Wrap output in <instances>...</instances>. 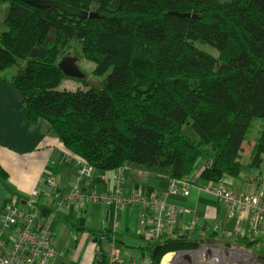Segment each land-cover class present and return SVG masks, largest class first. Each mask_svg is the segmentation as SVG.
I'll return each mask as SVG.
<instances>
[{
  "label": "trees",
  "instance_id": "16d2710c",
  "mask_svg": "<svg viewBox=\"0 0 264 264\" xmlns=\"http://www.w3.org/2000/svg\"><path fill=\"white\" fill-rule=\"evenodd\" d=\"M51 1L98 16L79 18L24 0H0L8 4L0 22V74L16 67L0 79L23 98L27 121H46L69 155L99 171L130 167L175 180L203 159L199 178L214 183L260 167L264 0ZM74 39L94 76L108 74L98 86H85L83 76L77 79L83 88L59 90L68 77L58 63ZM257 119L261 131L243 166L239 152ZM7 177L0 165V180ZM47 216L40 210L38 223ZM196 243L189 236L167 237L156 255L150 245L141 254L150 253L152 264H159L165 253ZM255 255L264 260V249ZM94 260L110 262L100 249Z\"/></svg>",
  "mask_w": 264,
  "mask_h": 264
},
{
  "label": "crops",
  "instance_id": "0c3cea01",
  "mask_svg": "<svg viewBox=\"0 0 264 264\" xmlns=\"http://www.w3.org/2000/svg\"><path fill=\"white\" fill-rule=\"evenodd\" d=\"M4 4L7 3L0 5V22L8 10ZM2 73L0 75L3 78L10 76ZM261 126L262 122L257 120L248 130L253 128L254 134L252 143L249 142L247 160L241 162L243 166L248 163ZM241 151L242 146L239 158ZM260 158L262 162L259 168H243L237 178L223 175L221 182L235 193H257L261 189L259 176L263 170L264 151ZM80 164L81 161L69 155L60 140L50 133L46 121L39 119L34 124L27 121L23 98L11 84L0 79V165L8 173L6 180H0V211L9 203L24 205L29 201L32 191L41 187L40 182L52 179L56 185L53 193L40 195L34 211H37L38 216L42 209L48 212L45 221L50 222L55 250L53 259L63 258L59 264H94L99 249L109 257L144 264L147 257L142 256L141 248L150 242L147 236L138 233L144 205L128 202V197L134 194L144 199L153 195L174 208L187 210L184 214L180 212L178 226H184L192 216L204 219L202 227L190 236L193 239H205L210 234L207 227L213 219H218L222 221V226L216 240L226 246L234 247V243H237L239 248H250L247 238L243 242L244 238L235 232L234 220L225 221L224 203L200 189L202 181H195L189 194L182 196L168 193V178L157 174L130 167L113 171L92 169L77 184L78 194L94 191L98 196L115 197L111 204L107 205L101 200L86 201L80 197L67 201ZM118 174L121 177L119 183ZM254 188L255 192H249L250 189L254 191ZM231 228H234V233L226 232ZM96 236L98 240H95ZM169 257L167 253L162 255L159 264H164ZM66 260L68 263H64Z\"/></svg>",
  "mask_w": 264,
  "mask_h": 264
},
{
  "label": "built area",
  "instance_id": "2783aa9c",
  "mask_svg": "<svg viewBox=\"0 0 264 264\" xmlns=\"http://www.w3.org/2000/svg\"><path fill=\"white\" fill-rule=\"evenodd\" d=\"M74 179V184L67 201L80 197L86 201L101 200L110 205L115 197L98 196L96 192L85 195L78 194V183L82 177L88 175L92 168L81 162ZM204 163L198 161L193 171L182 180L168 178L167 191L170 194L187 196L195 181H201L199 174ZM263 170L259 176L260 190L257 193H235L224 183L202 181L200 189L210 193L226 206L225 221L235 222V232L250 242V248H234L220 243L218 232L222 221L213 219L207 229L209 235L205 239H197L193 248L167 252L170 256L164 264H264V260L256 257L264 249V161ZM121 180L118 174L117 183ZM40 188H35L30 194L29 201L23 204L9 203L0 211V264H49L55 250L52 244L50 222L39 224L37 211L34 205L40 195H51L56 187L52 179L40 182ZM118 193L119 190L117 189ZM113 199V200H112ZM129 203H142L144 210L139 221L138 233L147 236L151 247L159 245L167 237L192 234L202 227L204 219L192 216L184 226L177 225L178 218L187 210H180L168 205L165 200L156 196L140 197L134 194L128 197ZM181 212V214H180ZM180 220V219H179ZM205 221H208L205 219ZM217 233V236L214 235ZM244 245V244H243ZM245 246V245H244ZM152 264L150 253L145 255ZM109 264H136L133 260H118L115 256L109 257Z\"/></svg>",
  "mask_w": 264,
  "mask_h": 264
},
{
  "label": "rangeland",
  "instance_id": "374dc122",
  "mask_svg": "<svg viewBox=\"0 0 264 264\" xmlns=\"http://www.w3.org/2000/svg\"><path fill=\"white\" fill-rule=\"evenodd\" d=\"M1 5V4H0ZM4 7L5 9L8 8V4H4ZM4 10V9H3ZM71 48L69 50H67V54H69L70 56H73L75 58H78L76 60V63L80 69V71L84 74L85 76V81H86V84L85 86H98L100 82H102L108 73H105L104 75L102 76H94L92 70H93V64L83 58H80L79 54H80V43L77 39H74L71 43ZM197 46H199L200 48H202L203 50L209 52L210 54H214L216 53V50L214 47L210 46L209 44L207 43H204V42H197L196 43ZM16 70V67H11L7 70H5V72H3L2 74L4 75H11L13 72H15ZM78 87H81L83 88V85L80 83V81H78L77 79L75 78H65L61 81L60 85L57 87V89L59 90H76ZM85 89V88H84ZM259 120V119H257ZM261 121V120H259ZM253 123H251V125L253 126ZM248 135H247V138L244 140L243 142V145H242V151H241V156L239 158L240 162L242 163H245L246 160H247V156H248V151L250 149V143H252V138H253V128L252 130L248 131L247 132ZM258 138V137H257ZM256 138V139H257ZM255 139V140H256ZM250 142V143H249ZM201 161V160H199ZM162 176V175H160ZM162 177H165V176H162ZM167 178V177H165ZM256 189L254 188V191L252 189H250L249 192H255ZM229 231H232L234 233V228L232 229H227L226 232H229ZM234 247H232V249H234L235 247H239L237 243H234ZM63 262V258H58V260L56 259H52L50 261L49 264H59L60 262ZM148 262V259L146 258L145 259V263ZM64 263H68V260H66ZM143 264V263H142Z\"/></svg>",
  "mask_w": 264,
  "mask_h": 264
},
{
  "label": "water",
  "instance_id": "95a60500",
  "mask_svg": "<svg viewBox=\"0 0 264 264\" xmlns=\"http://www.w3.org/2000/svg\"><path fill=\"white\" fill-rule=\"evenodd\" d=\"M25 3L30 4L39 9H48V8H56L70 16H77L79 18H93L97 17L98 14L93 12H87L81 9L73 8L66 6L59 1H51V0H24ZM173 15L178 17H189L188 13H178V12H170ZM77 58L66 55L59 60L58 67L62 71L63 75L69 78L81 79L84 74L80 71L77 63ZM160 250V246L157 245L153 249V255H156Z\"/></svg>",
  "mask_w": 264,
  "mask_h": 264
}]
</instances>
